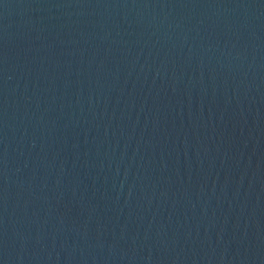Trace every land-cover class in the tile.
<instances>
[{
    "label": "water",
    "instance_id": "obj_1",
    "mask_svg": "<svg viewBox=\"0 0 264 264\" xmlns=\"http://www.w3.org/2000/svg\"><path fill=\"white\" fill-rule=\"evenodd\" d=\"M0 264H264V0H0Z\"/></svg>",
    "mask_w": 264,
    "mask_h": 264
}]
</instances>
